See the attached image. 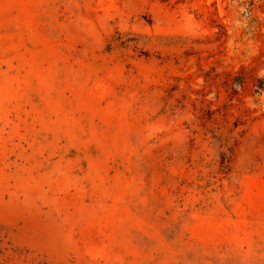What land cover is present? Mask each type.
<instances>
[{"label": "rangeland", "instance_id": "1", "mask_svg": "<svg viewBox=\"0 0 264 264\" xmlns=\"http://www.w3.org/2000/svg\"><path fill=\"white\" fill-rule=\"evenodd\" d=\"M0 264H264V0H0Z\"/></svg>", "mask_w": 264, "mask_h": 264}]
</instances>
